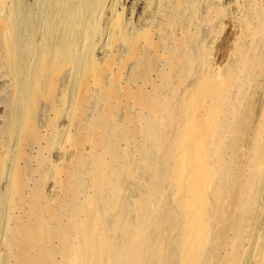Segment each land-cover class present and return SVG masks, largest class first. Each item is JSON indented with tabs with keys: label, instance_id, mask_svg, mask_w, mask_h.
I'll return each mask as SVG.
<instances>
[{
	"label": "bare ground",
	"instance_id": "bare-ground-1",
	"mask_svg": "<svg viewBox=\"0 0 264 264\" xmlns=\"http://www.w3.org/2000/svg\"><path fill=\"white\" fill-rule=\"evenodd\" d=\"M35 1L36 11L11 0L0 27L11 76L3 101L11 112L0 128V264H264V103L244 84L253 71L264 80V26L247 25L245 38L255 42L239 50L218 87L208 78V48L175 38L188 50L180 78L163 76L152 94L125 89L150 113L129 129L119 119L130 116L117 88L125 70L110 48L121 20L113 15L103 42V0ZM248 2L245 24L263 20L264 7ZM197 12L183 0H160L156 17L172 25ZM121 41L122 63L142 42L157 51L151 31ZM134 63L133 80L151 85L154 58ZM194 74L199 83L181 93ZM123 142L135 148L122 150ZM169 202L174 213L163 210ZM16 209L24 214L18 231L10 228Z\"/></svg>",
	"mask_w": 264,
	"mask_h": 264
},
{
	"label": "rangeland",
	"instance_id": "rangeland-1",
	"mask_svg": "<svg viewBox=\"0 0 264 264\" xmlns=\"http://www.w3.org/2000/svg\"><path fill=\"white\" fill-rule=\"evenodd\" d=\"M10 1L0 0V27L2 20H6L11 17V15L9 16L8 9L10 7ZM27 1L32 4L31 7L36 11L37 1ZM183 1L192 7H196L198 12L196 15H192L190 17L181 15V17H178L172 25H166L156 17V15L160 12V0H103L102 2V11L100 12V16H98L99 35L102 41L104 42L108 39V24L111 19L115 18L113 15H115L116 18H119L123 24V29H121L118 33H115V36H117L119 41H116L110 48L112 49L111 54L114 55L119 65L123 64L125 70L121 83L117 88L121 93L120 101L129 109L130 116L129 120L124 115L119 116V119L127 127H129V129H134L133 125L135 118L138 115L142 114L145 117H149L148 115L150 113L148 111L143 113L141 110H138V108H136L137 106L133 104L134 101L124 95L125 89L130 88L133 91L144 90L146 93L152 94L153 85L160 87L163 81V76L171 75L176 79L180 78L183 66L186 64L185 60L188 54L186 53L188 52L187 49L182 51V47L185 44H189V47H191L194 51L198 50L199 45H205L208 48V60L212 68V73L208 74L209 81L213 86H223L228 68L234 66L237 62L239 50L242 47H250L255 42V40L245 38L244 31H248L247 25L248 28H251L250 30H253V24L255 23H259L264 26V18L263 20H259L256 16L252 17V21L249 20V22L245 24V21L247 20V12L251 9V6L248 4V0ZM254 1H256L259 7H264V0ZM219 16L221 17L220 19H218ZM208 18L210 21H207ZM146 30L152 32L153 39L157 46V51L155 49H150L145 42H142L139 52L135 55V59L133 61L122 63L121 61L124 59V56L128 55L127 47L121 41L123 36L127 35L131 38L138 37ZM175 38L181 40V42L185 41V44H177ZM166 46H168V49H166ZM145 55H150L155 60V66L150 71L151 85H146L140 80H133L136 68L134 61L136 59L143 58ZM196 55L199 54L197 53ZM197 59L198 61H201L200 55L194 60V63H197ZM253 72L252 79L244 83L245 88L249 97H254L264 103V91L263 89H258L259 86H264V80L259 77L258 71ZM10 77V72L7 70V65L3 60L0 48V128L4 124L5 117L11 112L9 107L3 104L5 98L11 97ZM198 83L199 77L197 74L190 76L188 81H186V85L182 87L181 93L194 90V87ZM112 84L113 81L111 80L105 84L102 90H100V88L95 89L94 93L100 94L108 89ZM189 94L190 92H188L187 95ZM202 98L205 97L202 96ZM91 104L94 105V103ZM100 105L101 104H99V106ZM42 109L41 111L43 113L41 112L39 114L40 122L42 119V122H44V118L46 119L45 116H47L46 109L44 107H42ZM139 140L141 141V138ZM134 148L135 147L133 146H128L125 142L121 143L122 150H133ZM38 152V148L30 151L31 156L33 157L31 162L33 168L37 167L36 157L38 156ZM54 181L57 180L51 179L50 183ZM31 189L32 187L29 189V192ZM131 192L127 195L130 199L129 202L136 196L135 191H133L132 194ZM167 205V210H165V207L163 208L165 213H174L176 211L172 204L169 205V207ZM54 207L57 208L58 204L54 203ZM151 208L156 209L155 204H152ZM11 215L16 217V220L13 224H10V228H14L16 231L20 230V227H23L24 225V214H21L18 209H16L13 210ZM67 223L68 220H65L64 224L66 225ZM10 235H13L12 231L10 232ZM121 241L119 242V247L121 249L124 250L130 247L131 237H129V239L128 237L121 239ZM227 251L229 254L230 249H227Z\"/></svg>",
	"mask_w": 264,
	"mask_h": 264
}]
</instances>
